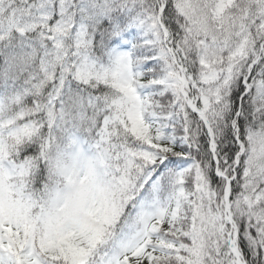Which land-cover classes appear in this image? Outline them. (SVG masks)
I'll use <instances>...</instances> for the list:
<instances>
[{
	"label": "snow or ice",
	"instance_id": "6c2138e0",
	"mask_svg": "<svg viewBox=\"0 0 264 264\" xmlns=\"http://www.w3.org/2000/svg\"><path fill=\"white\" fill-rule=\"evenodd\" d=\"M0 264H264V0H0Z\"/></svg>",
	"mask_w": 264,
	"mask_h": 264
}]
</instances>
